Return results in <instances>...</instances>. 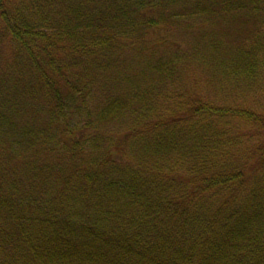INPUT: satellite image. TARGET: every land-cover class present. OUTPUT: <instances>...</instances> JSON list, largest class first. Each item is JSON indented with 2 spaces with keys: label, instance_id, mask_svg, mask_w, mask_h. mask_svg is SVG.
Masks as SVG:
<instances>
[{
  "label": "trees",
  "instance_id": "trees-1",
  "mask_svg": "<svg viewBox=\"0 0 264 264\" xmlns=\"http://www.w3.org/2000/svg\"><path fill=\"white\" fill-rule=\"evenodd\" d=\"M0 264H264V0H0Z\"/></svg>",
  "mask_w": 264,
  "mask_h": 264
}]
</instances>
